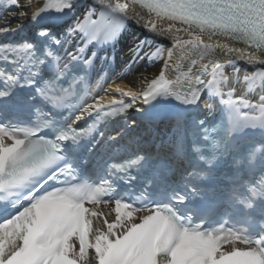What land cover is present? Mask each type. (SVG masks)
<instances>
[{"label":"snow or ice","instance_id":"6c2138e0","mask_svg":"<svg viewBox=\"0 0 264 264\" xmlns=\"http://www.w3.org/2000/svg\"><path fill=\"white\" fill-rule=\"evenodd\" d=\"M38 4L29 16L31 0H0L8 6L0 15V264H264V220L258 231L208 222L211 213L190 205L210 189L188 180L183 190L172 188L160 152L97 159L100 149L153 131L168 137L161 146L174 159L185 156L192 130L211 141L213 158L221 133L225 142L245 130L264 134V0ZM135 26L173 48L153 49ZM122 39L130 40L122 65L128 75L140 62L163 60V68L130 84L117 83L119 75L98 81L103 94L96 95L90 77L99 75L97 63L116 61L109 50ZM174 56L179 75L172 80L166 74ZM193 56L185 71L183 61ZM239 61L254 68L242 79L249 91L259 89L255 101L228 85L225 66L238 73ZM113 91L119 98L105 103ZM202 91L219 97L226 114L211 136L198 115L202 103L211 107ZM37 112L43 119H33ZM162 188L171 194L161 198ZM249 193L238 200L233 192L230 200L264 205V178Z\"/></svg>","mask_w":264,"mask_h":264},{"label":"bare ground","instance_id":"6f19581e","mask_svg":"<svg viewBox=\"0 0 264 264\" xmlns=\"http://www.w3.org/2000/svg\"><path fill=\"white\" fill-rule=\"evenodd\" d=\"M31 2H32L34 7L31 10H29V12H28L29 16L31 15V11L36 10L39 6L38 0H31ZM46 2H47V0H39V3H46ZM25 3H26V0H21L22 5ZM12 19H13V17H11V16L8 18V20H12ZM24 23H25V25H29V21L27 18L24 20ZM158 26H166V22H161L160 25H158ZM132 31H133V29H129V32H132ZM135 32H136V35L139 36L141 39L147 37L149 40H153L152 35L150 33L146 32L143 28H141L139 26H135ZM181 35H183V33H181ZM185 38H187V37H185ZM121 41L124 43L126 40L122 39ZM208 42H212V41H208ZM156 45H163L166 49L173 48V44H172L171 40L168 38L155 37L153 40V49ZM192 58H194V56L189 57L183 61L185 71H187V68L190 64V60ZM262 58H264V57H262ZM178 62L179 61H178L177 56H174L173 61H172V70L168 71L166 74L169 79L175 80L177 75H179V73L175 71V64ZM163 63H164L163 60H154L151 68H149L146 71H142V72L137 71V72L133 73L132 75L129 76L128 82L129 83L138 82L139 79L143 78L144 76H147L149 79H151L152 77L159 74V72L163 68ZM238 67H239L240 71L238 73H233L231 66H227V65L225 66V73L229 77L228 85L232 84V81L235 80L236 76H239L241 79L245 73L254 71L253 66H250L243 61L238 62ZM256 67H260V66H256ZM193 71L195 72L196 69H193Z\"/></svg>","mask_w":264,"mask_h":264}]
</instances>
